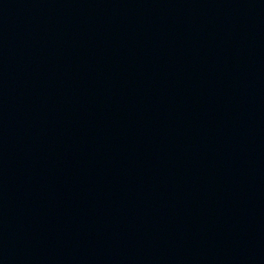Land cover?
Segmentation results:
<instances>
[{"label": "water", "instance_id": "95a60500", "mask_svg": "<svg viewBox=\"0 0 264 264\" xmlns=\"http://www.w3.org/2000/svg\"><path fill=\"white\" fill-rule=\"evenodd\" d=\"M0 264H264V0H0Z\"/></svg>", "mask_w": 264, "mask_h": 264}]
</instances>
